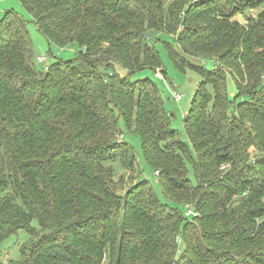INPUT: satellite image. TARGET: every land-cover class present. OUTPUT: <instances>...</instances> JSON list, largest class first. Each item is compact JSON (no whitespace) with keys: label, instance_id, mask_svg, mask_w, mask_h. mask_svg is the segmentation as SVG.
<instances>
[{"label":"trees","instance_id":"trees-1","mask_svg":"<svg viewBox=\"0 0 264 264\" xmlns=\"http://www.w3.org/2000/svg\"><path fill=\"white\" fill-rule=\"evenodd\" d=\"M19 1L48 43L82 53L40 70L24 18L0 22V264L21 230L17 264H264V12L237 19L264 0ZM162 34L201 78L187 141L156 85L131 80L165 72ZM126 131L173 206L141 179ZM118 161L138 175L125 191Z\"/></svg>","mask_w":264,"mask_h":264},{"label":"rangeland","instance_id":"rangeland-1","mask_svg":"<svg viewBox=\"0 0 264 264\" xmlns=\"http://www.w3.org/2000/svg\"><path fill=\"white\" fill-rule=\"evenodd\" d=\"M9 11L20 14L24 18L27 29L33 40L35 60L38 56H43L46 58V63L44 65H39L36 62V65L40 70L44 69L45 66L52 64L56 60L74 63L80 58L82 49L77 44H71L65 48H60L56 45L48 43L46 38L38 31L32 16L24 9L19 0L0 1V22L5 17V14ZM261 12H264V3L257 9L248 10L243 15H238L237 19L241 24L244 25L248 17H256ZM151 37L154 39L155 48L160 56L165 72L157 73L155 71L145 70L135 73L131 77V80L138 81L142 79H150L156 85L165 103L167 112L173 116V129L178 131L184 141H187L183 127V119L188 114L193 105L195 94L201 81L200 75L196 70L191 68H187L185 71H182L175 67L169 56L166 45L168 44L174 46L176 50L179 51V49L176 47L173 37L163 34L157 37ZM189 62L201 68L210 67V63L208 61L194 60ZM208 92L211 95L214 93L211 87L208 88ZM228 92L232 97L236 95L235 86L231 81L228 82ZM177 95H182L183 99L181 101H176ZM120 140H123L121 136ZM124 141H126L132 147L137 165L136 171L141 172V179H146L150 182V185L155 190L158 198L163 203L173 206V204L164 196L163 189L158 181L157 175L145 162L141 137L136 133L126 131L124 133ZM114 168L115 181L122 187L123 191L127 190L130 183L133 182L132 178L136 179L138 177L136 171L133 172L130 169L123 168L119 161L114 163ZM189 202L191 203V201ZM177 208L183 213H186L184 206L177 205ZM32 227H39L37 220L32 223ZM29 239L30 234L26 230H21L17 234L4 241L1 248L2 261L5 263L7 262L17 264L20 258V248L23 244L29 241Z\"/></svg>","mask_w":264,"mask_h":264},{"label":"built area","instance_id":"built-area-1","mask_svg":"<svg viewBox=\"0 0 264 264\" xmlns=\"http://www.w3.org/2000/svg\"><path fill=\"white\" fill-rule=\"evenodd\" d=\"M45 63H46V58L45 57H43V56H38L37 57V64L44 65ZM45 67L47 68L48 65L45 66ZM182 99H183L182 95H177L176 96V101H181ZM187 208H188V214H192V211L189 209V206H187ZM6 264H9V263L6 262Z\"/></svg>","mask_w":264,"mask_h":264}]
</instances>
